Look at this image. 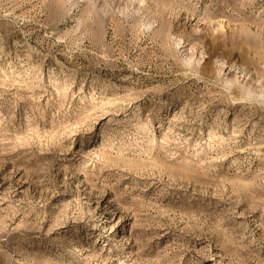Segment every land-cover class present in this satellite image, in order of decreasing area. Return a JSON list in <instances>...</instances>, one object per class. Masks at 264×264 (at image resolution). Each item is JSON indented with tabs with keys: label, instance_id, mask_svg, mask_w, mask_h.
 Wrapping results in <instances>:
<instances>
[{
	"label": "rangeland",
	"instance_id": "obj_1",
	"mask_svg": "<svg viewBox=\"0 0 264 264\" xmlns=\"http://www.w3.org/2000/svg\"><path fill=\"white\" fill-rule=\"evenodd\" d=\"M0 264H264V0H0Z\"/></svg>",
	"mask_w": 264,
	"mask_h": 264
}]
</instances>
